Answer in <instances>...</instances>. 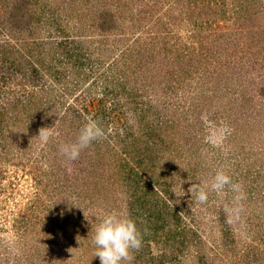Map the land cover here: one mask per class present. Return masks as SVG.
I'll list each match as a JSON object with an SVG mask.
<instances>
[{"label":"rangeland","instance_id":"1","mask_svg":"<svg viewBox=\"0 0 264 264\" xmlns=\"http://www.w3.org/2000/svg\"><path fill=\"white\" fill-rule=\"evenodd\" d=\"M111 1L79 0L73 8L60 10L63 30L58 34L51 29V39L59 42L74 37L79 44L76 49H88L82 66L85 74L91 73L95 55L108 62L107 54H112L120 64L126 62L129 73L134 70L130 79L142 77V83L150 80L159 86L155 87L157 100L167 101L168 118L175 119L166 142L181 150L173 167L174 195L178 201L189 202L184 224L198 227L205 238L210 259L205 264H264V187L258 186L248 196V185L262 184L264 179L257 176L264 173V0H126L131 6L128 17L122 21L123 17L114 16L113 33L102 32L96 26L106 24L96 14H107L100 9ZM108 12L110 16L111 8ZM37 32L45 38L50 34L44 28ZM106 66L98 64L90 79L104 74ZM85 74L61 81L47 79L36 94L30 95L33 89L20 93L22 104L27 105L23 116L39 114L42 120L32 129L27 127L24 134L5 139L0 135V264H100L92 240H85L88 234L71 237L70 227L63 222L66 197L80 202L73 189L82 190L89 162L85 153L70 160L60 151L61 145L75 140L73 126L63 123L68 121L65 109L75 97L99 98L102 88L100 81L91 83ZM180 76L185 80L179 81ZM79 78L88 79L86 85L71 87ZM17 83L12 78L4 86L18 89ZM44 90L47 93L41 96ZM47 101L53 107L48 108ZM41 128L52 132L47 144L38 136ZM253 141L260 143L255 149ZM218 170L241 186L243 198L236 200L237 193L230 190L209 191L206 203L196 198L192 202L196 184L210 183ZM95 178L90 177L88 186L94 195L97 186L102 187L96 196L103 203V215L118 211L130 217L117 185L106 186L98 178L95 184ZM220 214L233 226L234 238L227 239L230 247L221 244V224L216 221ZM91 216L96 219L101 214L92 212ZM95 219L91 228L99 223ZM191 245L195 250V243ZM196 260L194 255L185 264Z\"/></svg>","mask_w":264,"mask_h":264},{"label":"trees","instance_id":"2","mask_svg":"<svg viewBox=\"0 0 264 264\" xmlns=\"http://www.w3.org/2000/svg\"><path fill=\"white\" fill-rule=\"evenodd\" d=\"M76 1L79 0H0V135L3 139L11 135L24 134L27 127L32 129L34 123L39 124L42 120L39 114L36 117L23 116L27 105L22 104L20 93L24 94L27 89L28 91L33 89L30 95L36 94L43 81L47 79L61 81V78L67 80L66 78L70 76L74 77V74L86 73V69L82 66L86 65L88 49L82 47L80 50L76 49L79 44L74 37L67 36L59 42L51 39L53 34L51 29L58 30V34L63 30L60 26L63 22L59 14L60 10L63 11L67 6L73 8ZM93 1L97 4L105 0ZM122 1L112 0L110 3L107 2L109 5L105 3V6H101L100 11L107 14L100 15L97 12L96 17L99 16L102 23L106 25L103 28L96 26L97 30L113 33L111 28L116 26L112 25L113 21L115 22L114 16H118L119 19L123 17L122 21L125 20V16L128 17L130 13L128 9L131 6L127 5L126 0L122 6ZM110 8L112 14L109 16ZM65 12L67 15L71 14V12ZM119 21L121 23V20ZM38 28L46 29L50 32V36L47 35V38L39 36ZM5 35L7 37H4ZM47 44L52 47L43 48ZM58 48L60 51H57ZM107 55L110 58L108 62L105 61L108 59L103 56L95 55L92 58L94 63L90 67L91 73L85 74L87 78L89 76L91 83L101 82L99 98L80 100V97H75L65 109L68 121L63 123L71 128L73 126L71 131H74L75 139L80 128L87 121V114L96 119L106 133L102 139L93 142L80 152V155L85 153L89 160L85 166L88 178L84 179L79 193L76 192V188L73 189V192L75 191V194L79 196L80 202H77H79L80 211L77 209V202L66 197L68 203L65 204L63 211V222L67 223L66 226L71 229L67 232L71 237L79 233L88 234L84 236L85 240H92L94 228L91 226H94L95 217L91 216V213L101 214V217L103 215V211L100 210L103 203L96 196L102 192V187L97 186L94 190L97 194L94 195L88 186L90 177L96 176L100 182H105L106 186L110 183L117 185L126 198L125 207L129 210L130 218L136 222L142 235V246L139 250L132 252L133 258L130 263L185 264L186 259L194 258L195 255L197 259L195 264L197 262L205 264L210 260L209 252L204 247L207 244L205 238L201 237L198 227L192 228L184 224V216L190 214L187 213L189 202L187 204L178 201L176 199L179 196L174 195L176 191L173 187L175 182L173 167H175V157H179L178 152L181 150L180 148L177 150L178 146L174 147L173 143L172 146L170 142H166L167 130L175 120L174 117L168 118L170 115L168 110L166 111L167 101L165 103L163 100H157L158 92L155 87L159 86L154 87L150 80L142 83V77L130 79L129 76L134 70L129 73L126 62L123 61L120 64L116 55L115 57L112 54ZM101 63L107 64L104 74L102 72L93 80L90 79L96 73L95 68L97 70L98 64ZM167 72L171 74V78L175 76L169 69ZM12 78L18 80L16 85L18 89L4 86ZM177 79L183 81L185 76L177 77ZM87 81L88 79H74L71 87H83ZM88 85L90 83L87 84L89 88ZM167 87H164L165 92ZM173 90H175L174 87L171 91ZM46 93L44 90L41 96ZM28 101L32 103L31 100L28 99ZM52 104L47 101L46 105L49 108L53 107ZM35 105H37L36 102ZM233 132L238 131L235 129ZM259 144L253 141L251 146L257 148ZM105 173L108 178L103 181ZM257 176L263 177L264 173L258 172ZM96 178L95 184H97ZM199 186L200 183H197L195 190ZM258 186L264 187V179L262 184L257 182L256 186L248 185L249 197ZM177 192H181L180 189ZM190 197L194 202L196 194H191ZM220 215L222 217L220 216L216 221L221 224L219 235L221 244L230 247L227 239L234 238L233 226L229 224V218L225 214ZM95 220L99 222L98 216ZM66 226L63 229H66ZM89 241L86 242L88 248H90ZM193 242L195 250L191 249Z\"/></svg>","mask_w":264,"mask_h":264},{"label":"clouds","instance_id":"3","mask_svg":"<svg viewBox=\"0 0 264 264\" xmlns=\"http://www.w3.org/2000/svg\"><path fill=\"white\" fill-rule=\"evenodd\" d=\"M105 134L103 126L96 119L88 117L76 139L71 143L61 145L60 151L68 159L75 160L82 150L102 139ZM38 136L42 144H47L52 132L47 128H41ZM208 139L210 142H216L211 137ZM225 190L237 193L236 200L243 198L241 186L233 182L227 172L218 170L210 183L205 182L203 187L195 190L196 200L204 204L208 200L209 191L223 194ZM142 242L143 238L136 222L118 211L108 212L100 217L92 233V243L95 247L94 257H99L100 264H130L133 258L132 252L139 250Z\"/></svg>","mask_w":264,"mask_h":264}]
</instances>
